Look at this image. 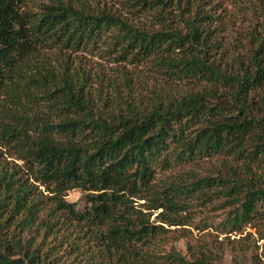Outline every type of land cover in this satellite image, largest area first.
<instances>
[{
    "label": "trees",
    "instance_id": "trees-1",
    "mask_svg": "<svg viewBox=\"0 0 264 264\" xmlns=\"http://www.w3.org/2000/svg\"><path fill=\"white\" fill-rule=\"evenodd\" d=\"M24 1L0 0V95L8 94L13 103V109L2 110L0 139L18 149L27 176L53 194L49 199L57 209L95 236L101 250L99 255L85 251V264H154L158 257L149 245L168 232L165 225L188 224L171 216L185 210L188 197L225 198L230 212L223 225L231 231L264 219V186L250 171L251 163H264V0L250 7L257 22L249 63L238 61L240 69L232 72L211 60L214 53L226 55L228 50L218 37L226 24L222 15L214 5L206 8L211 0H200L195 10L190 0L185 8L172 0H126L138 12H156L154 18L164 26L157 31L111 10L94 11L80 0H52L38 10L24 9ZM170 7L186 20V34L166 25L174 12ZM56 46L73 52L117 51L114 58L120 62L150 57L171 78H191L197 86L153 89L132 99L121 93L114 99L96 98L90 75L73 70L71 61L59 69L35 64L41 48ZM39 95L48 102L49 114L29 118L21 109ZM217 154L243 160L251 176L242 178L232 168L233 177L219 174L157 189L159 170ZM14 176L0 170V264H50L51 248L42 252L16 231L31 230L38 222L43 193L29 179ZM75 189L86 193L83 210L64 198ZM202 255L204 259L190 261L174 253L165 260L204 264L212 256ZM236 264L264 262L255 257L252 263L239 259Z\"/></svg>",
    "mask_w": 264,
    "mask_h": 264
},
{
    "label": "rangeland",
    "instance_id": "rangeland-1",
    "mask_svg": "<svg viewBox=\"0 0 264 264\" xmlns=\"http://www.w3.org/2000/svg\"><path fill=\"white\" fill-rule=\"evenodd\" d=\"M178 1L183 8L189 7L186 0H172V3L177 6ZM190 1L195 10L200 0ZM50 2L52 0H25L24 9L38 10L42 3ZM80 2L94 11L111 10L145 30L164 29L162 22L154 18L156 12H138L140 8L130 6L126 0H80ZM254 2L255 0H211L206 6L210 9L214 5L216 13L222 15L226 23L225 28L218 33V37L228 47L227 53L223 55L221 51H218L211 56L212 61L221 63L222 70L228 72L239 70L240 62L238 61L244 62L245 65L249 63L252 28L257 22V16H254L250 9ZM174 7L169 8L174 12L172 20L166 25L170 29H179L186 34L189 29L186 20L181 18L179 11ZM193 10L186 12V19L193 15ZM101 49L90 51L82 48L73 52L58 46L45 47L36 53L34 59L35 64H51L58 69L71 61L73 70H85L90 75L91 90L96 98L102 97V99L106 96L114 99L120 93L124 98L132 99L135 95L143 97L150 95L153 89L163 92L167 88L177 91L197 86L196 81L191 78H171L166 74V69L154 62L153 58L149 57L141 62H120L114 58L119 55L117 51L113 52L114 54H107ZM128 80H130V86H128ZM130 90H133L131 96H129ZM10 98L5 93L0 95L1 120L2 110L13 109ZM47 104L46 99L39 95V98L34 99V103L26 101L27 108L25 110L22 108L21 111L25 112L29 118L48 116ZM17 152L18 149L11 148V145H7L0 139V170L6 168L10 174L15 175L16 179L20 178L22 181L29 179V184L37 185V191H42L44 201L38 222L31 230L23 231L22 228H17L19 236L24 241L32 240L33 247L40 248L42 252L51 248L48 258L50 264H85L82 255L88 249L91 253L99 255L101 246L95 236L86 232L87 229L80 228L75 222H71L63 211L57 209V203L49 199L53 194L27 176L24 161L19 159ZM243 163V160L233 156L217 154L204 157L190 165L176 166L165 171L159 170L154 182L157 189H162L170 183L188 184L202 177H214L219 174L233 177L232 168H236L242 178L251 176ZM250 171L264 186V163H251ZM85 195L83 190L75 189L69 191L64 198L66 201L78 203V208L83 210L87 204ZM185 200L187 203L185 210L171 216L182 218L188 224L165 225L168 232L161 239L155 240V244L149 245V250L158 257L154 260V264H167L168 260H165V257L174 253L190 261H198L203 258L204 251L212 255L205 257L207 262L204 264H236L239 259L252 263L255 257L264 262V219L254 220L241 226L237 231H231L229 228L225 229L223 225L230 212V208L224 204L225 198L216 197L205 200L192 196ZM144 202V200H137L136 204L140 205ZM160 212L161 210L154 212L151 220L156 221ZM48 224L53 225V228L47 230ZM14 229L13 225L10 230ZM198 264L202 263L198 262Z\"/></svg>",
    "mask_w": 264,
    "mask_h": 264
}]
</instances>
